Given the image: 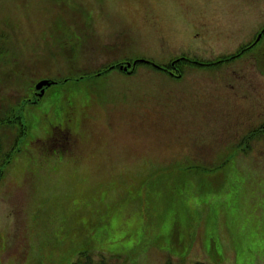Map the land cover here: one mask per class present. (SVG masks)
Wrapping results in <instances>:
<instances>
[{
	"label": "rangeland",
	"instance_id": "rangeland-1",
	"mask_svg": "<svg viewBox=\"0 0 264 264\" xmlns=\"http://www.w3.org/2000/svg\"><path fill=\"white\" fill-rule=\"evenodd\" d=\"M263 28L264 0H0V264H264V72L211 65Z\"/></svg>",
	"mask_w": 264,
	"mask_h": 264
},
{
	"label": "flooded vegetation",
	"instance_id": "flooded-vegetation-1",
	"mask_svg": "<svg viewBox=\"0 0 264 264\" xmlns=\"http://www.w3.org/2000/svg\"><path fill=\"white\" fill-rule=\"evenodd\" d=\"M263 36H264V28L260 30V33H257V36L255 37L254 40L250 41L249 43L247 44H243L241 46H239L235 51H233L230 56L222 59L218 56V59L215 60V62H213V66L215 65H220V64H229V63H236V62H240L242 60H247L245 59L247 56H252V52L254 51L255 56H254V61H257L258 64L253 66L254 69H258V70H262L261 72H264V60H261V58L263 59L264 58V52L262 50H264V45L260 48H258L257 46L261 43V41L263 40ZM259 37H261L260 39H258ZM249 53V54H248ZM254 55V54H253ZM192 63H196L197 64V67H207V66H211L210 64H202V63H197L196 61H193ZM165 68V69H164ZM227 68H229V66H227ZM163 71L169 73L170 75H173V73L171 71H169V69H172V70H175L176 69V66L174 64L171 65V67H162L161 68ZM238 69V68H237ZM238 70H241V67H239ZM0 88H5L4 85H2L0 83ZM47 91V90H46ZM32 92L33 94L36 96V101H32V104L35 105L39 102V98H38V93L36 92L35 89H32ZM46 94V92H45ZM45 94L43 95V97L45 96ZM30 94L28 95L27 99L30 100ZM43 97L41 99H43ZM4 100V99H3ZM2 101V100H1ZM58 111V115H59V119L60 120H55L54 122H51L49 124V126L44 130L45 133L47 131H50V129H55L57 128V125H60L61 124V121H62V117H63V111H62V115H61V112L59 109H57ZM79 122V121H78ZM64 125V124H62ZM81 125V122L78 123V126L80 127Z\"/></svg>",
	"mask_w": 264,
	"mask_h": 264
},
{
	"label": "water",
	"instance_id": "water-1",
	"mask_svg": "<svg viewBox=\"0 0 264 264\" xmlns=\"http://www.w3.org/2000/svg\"><path fill=\"white\" fill-rule=\"evenodd\" d=\"M143 62H144V61H143ZM135 64H136V63H135ZM129 67H131L130 64H128V66L125 67V68L122 67L121 69L127 71ZM53 84H54V82H52V81H50V80L41 81V82L36 86V89H37V90H41V94H40V96H43V94H44V92H45L44 88H45V87H50V86H52Z\"/></svg>",
	"mask_w": 264,
	"mask_h": 264
},
{
	"label": "trees",
	"instance_id": "trees-1",
	"mask_svg": "<svg viewBox=\"0 0 264 264\" xmlns=\"http://www.w3.org/2000/svg\"><path fill=\"white\" fill-rule=\"evenodd\" d=\"M6 158L7 159H6V162L5 163L0 162V165L2 164V167H0L1 173L5 170V168L7 167V165L10 164V159H9L10 157H6Z\"/></svg>",
	"mask_w": 264,
	"mask_h": 264
}]
</instances>
